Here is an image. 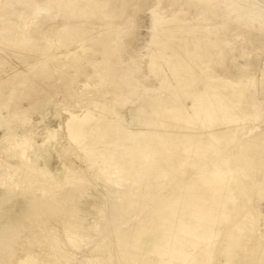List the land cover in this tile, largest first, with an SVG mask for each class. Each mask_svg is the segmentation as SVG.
<instances>
[{"label":"rangeland","instance_id":"374dc122","mask_svg":"<svg viewBox=\"0 0 264 264\" xmlns=\"http://www.w3.org/2000/svg\"><path fill=\"white\" fill-rule=\"evenodd\" d=\"M65 1L70 0H64L62 4ZM91 1L95 2L94 11L98 14L101 12L99 15H102L97 23L100 30L96 31L89 26L90 29L87 28L89 32L84 33L81 40L72 42L69 38L66 39L68 34H73L69 28H64L67 21L68 23L70 21L67 16L76 19V21L74 20L76 24H80L81 21L77 19L78 16L73 12L72 7L64 6L63 12L62 9L58 10V7L40 8L37 5L38 0H0V31L5 29L3 25L10 22L11 25L25 31V33L22 32V35L26 39V44H37L36 46L42 49L49 46L50 52H48L51 55L48 52L44 55H48L59 65L65 67L62 68V71L60 69L57 72L56 68H48V79L51 75L49 81L45 77H43L44 79H38L40 78L38 70H40L42 64L41 61L32 62L33 57L37 56L39 59L44 57L41 56L42 54L29 56L32 60L30 61L28 58L23 60L25 62L22 61V63H19L18 58L15 56V58L11 57L7 61V65L0 72V78L5 77L6 82L4 84L6 87L9 88L10 85L9 89L13 88V96L10 99L11 109H17V112L20 110V115L26 121V123L21 120H19V123L16 122V128L18 124L20 125L17 129L14 127L13 132L17 135H23L25 131L34 129L33 131H38L40 136L45 130H42V128L49 126V130L55 132L51 144L52 148L59 151L57 155L60 159L57 163L61 166L68 163L71 169L67 178L68 183L61 188L62 190H64L63 187L66 189L63 192L55 193L59 197L55 196V200L53 198L54 194L48 193L49 196L45 195L44 191L37 188L32 192L27 190L28 193L26 190H24L25 193H23V190H19L21 194L19 192L12 195V198L10 197L1 203H5V205H2L4 209L0 205L2 208H0V212H3H1L3 215L0 213V222L4 225H0V227L7 229H5L7 237L10 236L8 240L14 243L15 253L20 254H14L15 257L13 255L6 257L7 259L4 257L8 264L11 261L12 264H16V260L22 256V253H32L31 248L32 250H35L36 247L46 248L50 240L58 245L55 250L50 249L47 251L65 254L68 256V261L72 262L71 264H98L99 261L107 260L112 256V251L107 248L109 247L107 244L112 245L113 240L110 241V239L115 234L113 226L108 227L105 236L97 230L98 228L94 225V222L102 221L105 212L108 211L110 198L116 197L118 191L126 186V179L123 177V173L121 174L122 170L119 162L117 159L112 161L115 155L104 151L108 150L112 138L116 141L117 149L133 146L136 143L137 138L133 139L132 137L134 124L129 113L131 108L150 102L151 104L167 105L172 97H178L179 101L188 108L191 105L193 106L192 102L197 100L195 93L206 92L209 94L208 91L213 87L232 88V92H229L233 101L230 103L227 116L230 117L232 113H239L242 117L240 118V125L244 130L240 126L236 140L229 143L222 153L217 155L214 150H210L207 155V159L210 160L207 166L223 155L232 159L241 152L248 141L260 134L264 135V0H242L245 3H242V1L241 3H235L234 0ZM22 12L23 16L20 15ZM14 13L17 17L20 16V19L18 17L20 21H16L17 17ZM8 18H11V20L9 21ZM159 20H161V23L157 24ZM169 20L172 22L169 23ZM90 31L101 32L105 37L102 41L97 42L95 47L87 46L86 49L81 50L82 45L94 41L92 37H89L92 34ZM181 57L186 59L185 64L179 63ZM29 62L32 64H29ZM153 63H156L155 66ZM49 69L53 71H49ZM24 70H26L25 73ZM60 71L62 75L59 73ZM21 73L24 74L22 77ZM18 74L21 78L18 77ZM166 74L168 75L167 78ZM53 76L57 78V83ZM180 76L187 78L185 84L180 83ZM35 78L38 81H35ZM30 80L34 82L32 83ZM163 80L168 82L167 85L162 84ZM11 81L13 83L10 84ZM15 82L18 84L15 85ZM223 83L225 84L223 85ZM33 84H37L36 86L40 89ZM31 93H34L33 95L38 93L39 95L36 94L33 97ZM31 98L38 101L35 102ZM45 98L46 100H44ZM29 101L32 103L31 105ZM15 106L17 107L14 108ZM31 107L35 108L32 109ZM191 107L188 108L190 112H192ZM30 110L31 112H29ZM26 111L30 114H27ZM2 112L7 115L6 109ZM67 112H70L69 114L78 113L76 115L79 118L87 116L90 119L88 127L93 126V120L101 118V121L104 122L101 125L103 133H101V130L93 133L86 130L85 133L79 132L80 139L76 140L74 137L77 133L66 130L64 124L58 125L59 116L64 114L67 117L69 115ZM29 116L30 119L27 122ZM20 122L24 123V127ZM225 122L223 121L224 128L227 127V122ZM35 126L41 129L38 130ZM150 130L154 132V129L150 128ZM150 130L149 132H151ZM4 131V129H0L1 146H3V139L7 136V132ZM39 136L37 142L41 143ZM263 141L262 138L260 143H263ZM94 142L100 144L94 146ZM13 146L12 149L6 150L4 147L0 148V167L9 168L7 170H10L7 173L9 178L12 177V171L19 169L22 165L44 174L41 171L43 161L34 157L35 151H38L37 149L34 150L36 146L25 155H22L23 147L15 144ZM259 147L257 146L258 150H260ZM12 152L13 154H11ZM31 152L33 155H30ZM109 161H112L111 165L106 164ZM234 162L231 161L232 164ZM230 170L231 168H227L226 172L229 175L235 173L237 177V180L233 181V184L231 183L232 185L241 184L246 187H254L250 200L241 193H238V195L247 207L245 212L253 221L250 230L256 231L257 235L256 241H250L248 246L256 251L255 259L259 260V264H264V148L260 154L259 163L256 161L254 166L252 165L244 170L234 169L233 172ZM45 177L48 181L51 180L49 176ZM67 194H70V196ZM7 195H10L9 189L1 181L0 196ZM108 195L110 198H108ZM71 197L73 199H70ZM68 198L69 201H67ZM58 199L62 201L59 203ZM41 203L48 206H43ZM94 203L97 207L90 208L91 210L86 208ZM20 210L21 212H19ZM4 212L8 214L6 218L5 215L7 214H4ZM44 218H46L45 221ZM24 219L30 221V225L27 221L25 223ZM18 227L21 229L19 228V230ZM39 228H42L41 231ZM44 231L45 233H43ZM32 233H35V235ZM24 234L25 236L28 234L27 237ZM101 236L104 237L101 238ZM26 238L30 240L29 242H32V245L34 243V246L30 243L28 245ZM34 238L36 240H33ZM40 238H45V243H39L37 239ZM16 244H18V247H16ZM26 245L30 246V249ZM221 245L218 244L215 254L219 259L222 252ZM2 246H0V249ZM16 256H18L17 259ZM12 258H15V260ZM55 258V256H47L45 259L46 262H54ZM221 261L224 262V259L221 258Z\"/></svg>","mask_w":264,"mask_h":264},{"label":"bare ground","instance_id":"6f19581e","mask_svg":"<svg viewBox=\"0 0 264 264\" xmlns=\"http://www.w3.org/2000/svg\"><path fill=\"white\" fill-rule=\"evenodd\" d=\"M63 1L38 0L37 5L40 8L58 7V10L62 9L63 12H64L63 8L65 7L73 8L71 9L76 14V16H78L77 19L81 21L80 24H76L75 22L76 19H72L71 18L72 16L71 17H69V15L67 16V18L70 21L69 23L67 21L66 23L67 25H65L64 28L65 29L69 28L73 33V34H68L66 36L67 40L68 38L72 42H77L81 40L84 33L86 34L87 32H89V30H87L89 26H91V28L93 27L94 30L96 31L100 30L98 29L99 26L97 23L100 21V17L102 15L101 16L99 15L101 12L98 14L96 11H94L93 9L95 3L94 1L92 2L91 0H70V1H65L62 4ZM241 1L242 0H234L235 3H241ZM242 3L245 2L242 1ZM22 14L23 12L20 15ZM18 17L20 19V16ZM18 17L16 20L17 22L20 21ZM8 20L10 21L11 18H8ZM170 22L172 21L169 20V23ZM160 23L161 20L157 22V24ZM3 28L5 29L0 31V72H2L1 70L7 65V61L11 57L14 56L17 57L19 60L18 62L22 63L23 60H26L28 58L31 61L32 59L30 57L34 54L37 55L42 54L41 56H44L42 58L40 57V59L36 56L35 58L33 57L32 60V62L41 61L42 63L39 68L40 70H38V74L40 77L38 79L41 78L44 79L43 77H45V79L46 78L48 79L47 76V74H49L47 73L48 68H52V69L56 68V72L60 69L62 71V68H65L59 65L57 62H55L54 59L48 57V55L47 56L44 55L50 52L49 46L48 47L46 46L42 49V48H38L36 46L37 44L34 45L26 44L25 41L26 39L22 35V32L25 33V31L24 30L21 31L16 26L11 25L10 22L7 25H3ZM67 31L69 30L67 29ZM91 33H92L91 35L88 34L89 37H92L96 42L93 41L90 43H86L84 46L82 45V47L80 48L81 50L86 49L87 46L95 47L96 43L102 41L105 37L104 34L101 32L100 33L91 32ZM158 39L161 40L160 38ZM70 40L69 42H71ZM49 55L51 54L49 53ZM151 57L153 56L151 55ZM154 57L156 58L155 55ZM186 62L187 61L184 57L180 58L179 63L185 64ZM30 63L31 62H29V64ZM25 65H27V63H25ZM157 66L159 67L158 64ZM67 68L69 67L67 66ZM50 70L51 69H49V71ZM25 71L26 70H24V73ZM61 71L59 73H61L62 75ZM22 73H21V77L22 75H24ZM19 74L18 77H20ZM27 74L28 72L26 73V75ZM50 76L48 79L49 81L51 79ZM167 77L168 75L166 76V78ZM4 78L3 79L0 78V90H1L0 129H4L7 132L6 134L7 136L5 138L3 137L4 138L2 142L3 146L0 145V148L4 147L5 150L9 148L12 149V146L15 144L16 146L18 145L23 147L22 155H25L30 149L36 146L34 150L37 149L38 151L37 152L35 151L34 157H36L37 159L40 158V160L43 161L42 162L43 167L41 168V171L44 174H40L36 172V170L35 171L32 170V168L30 169V167L28 166L22 165L19 169H14V170L12 169L13 170L11 173L12 177L9 178L7 176V173L10 172V170L7 171L9 168H5V166L4 167L1 166L0 167V177L2 178L1 181L4 183L5 187L7 186V188L9 189L10 195L0 196V205L1 206L5 205V203L4 204L1 203L6 201L10 197L12 198V195L19 193L20 192L19 190H23V193H25L24 190L26 191L30 190L32 192V190L35 191L34 189L37 190V188L44 191L46 193L45 195H48V193H51V195L54 194L53 198L55 200V196L58 195V194L55 195V193L59 191L63 192L66 189L63 187L64 190H62L61 188L63 185L68 183L67 178L69 176L71 169L69 168L68 163H64L62 164V166L57 163L59 162L60 159L59 156L57 155L59 151H57L56 148H52V144H51L55 132L49 130V126H46V128L45 127L42 128V130L43 129L45 130L44 132L41 130L43 133L40 136L38 131H33L34 129L25 131L23 135H17L16 133L13 132L16 122L19 123V120L24 122L25 120L20 115L21 114L20 110H19L20 112L19 111L17 112V109L16 110L11 109L10 99H12L13 96V91H12L13 88L9 89L10 85L9 88L6 87V85L4 84L6 82V79ZM55 79L57 83V78ZM179 79L181 84H185L187 82V78L185 76H180ZM33 80L30 81L33 83L34 82ZM35 81L38 80L36 79ZM16 82L14 83L15 85L18 84ZM11 83L13 82L11 81L10 84ZM167 83L168 82H166L165 80L162 81V84L164 86L167 85ZM224 84L225 83H223V85ZM36 85L35 87H38ZM229 91L232 92V88L213 87L208 91L209 94H207L206 92L205 93L199 92L200 94L195 93L197 100L192 102L193 104V106L191 105L192 107L189 106L191 107L190 109L192 112L189 111L188 109L189 107L187 108L183 103L179 101L178 97H172L167 105H162L159 103L151 104L150 102L149 104L142 103L130 109L129 111L130 117L134 124L132 129V137L133 139L137 138V140L135 139L136 143L133 146H128L123 149H117L118 146L116 147V141H114V139L112 138L108 150L104 151L105 153L111 152L115 155V158L112 161H115V159H117V161L119 162L120 168L122 170L121 174L123 173V177L126 179L125 182L126 186L123 184L125 188L118 191L116 197L110 198L108 195V198L111 199V202L107 207L108 211L105 212L102 221L94 222V225H96V227L98 228L97 230L101 231V235H105L107 233V229L110 225L113 226L112 227L113 232L115 233L113 235V238L110 239V241L113 240L112 245L107 244L109 245V247L105 245V247L111 249L112 256L110 255L111 257L108 258L107 260L99 261L98 264H259V260L255 259L256 251L248 246V243L250 241H254V240L256 241L257 239V235L255 233L256 231H253V229L250 230V228H252L253 226V221L251 218L248 217V214L245 212L247 210V207L240 200L238 195V193H241L242 195L246 196V198L248 197L250 200L251 192L253 191L254 187L253 186L246 187L241 184L232 185L233 184L232 182L237 180L236 174L230 173L229 175L226 172V169L231 168L230 171L233 172L234 169L244 170L247 167H251L252 165L254 166L256 161L259 163L260 154L264 148V141L263 143H260V140L262 138L264 139V135L260 134L254 137L253 139H251L250 141H248L241 150V152L239 154H236L232 159L228 158L226 155H223L218 159H216L215 161L211 160L213 163L207 166L208 162L210 161L209 159H207L208 158L207 155L209 154L210 150H214V152L217 155L225 151L229 143L236 140L238 130L241 126L240 118L242 117L241 115H239V113H232L230 117L227 116L230 103H232L233 101ZM15 94L17 93L15 92ZM33 94L31 93V95ZM35 95H33V97H35ZM44 100H46V98ZM37 101L38 100H35V102ZM29 104L31 105L32 103H30L29 101ZM16 107L17 106H15L14 108ZM4 109L7 110V115H4L2 112L4 111ZM29 112H31V110ZM29 112L26 111L27 114ZM67 113L69 114L70 112ZM76 114L71 113L67 117L64 116V114L61 116L57 115L59 116L58 125L64 124L63 126L64 127L66 126L67 128L66 130L72 132L74 131L75 133H77L76 137H74L76 138V140H79L80 137L78 135H80V133H85L86 130L87 132L89 130L90 133H93L95 131L100 132L101 130V133H103V129L101 125L104 122L101 121V118H96L95 120H93L92 121L94 122L93 126L88 127L87 125L88 123H90L89 122L90 119L87 118V116L83 118L82 117L79 118ZM29 119L30 116L28 117L27 122ZM73 121L74 123H72ZM223 121L227 122L226 128L223 127ZM24 123H26V121ZM24 123H21L23 125L22 127H24ZM19 125L20 124H18V127ZM150 128L154 129V132H152ZM36 129L39 130L41 128L38 127ZM149 130L151 132H149ZM242 130L244 129L242 128ZM38 136L42 141L41 143L37 142ZM99 144L100 143L98 142L93 143L94 146H97ZM257 146H260L259 147L260 150L257 149ZM13 152L11 154H13ZM31 154L33 155L32 152L30 153V155ZM112 161L106 162V164L111 165ZM231 161H235L234 164H232ZM188 163H190V165H188ZM45 176H49L51 180L48 181ZM28 192L29 191H27V193ZM70 193L72 194V191ZM19 194H21V192ZM67 195L70 196V194ZM72 197L70 199H73ZM45 198L46 196L44 197V199ZM48 199L49 197L47 198V200ZM61 201L59 200V203ZM67 201H69V198ZM45 203H49V202H45ZM91 206L86 208L91 210L90 208L97 207L95 203L92 204ZM2 207L4 209V206ZM19 212H21V210ZM4 214H7V212H4ZM6 216H8V214L5 215V218ZM45 220L46 218H44V221ZM2 222L6 223L4 221ZM0 225L3 224H1L0 222ZM19 228L20 227H18V229ZM5 229H2L0 227V243L3 245L2 246L0 244V246H2V248L0 249V253L2 252L0 254L1 264H8V262H6L7 259L6 257H11L12 255L14 256V254H16L15 245L10 240H8L10 236L7 237V233L5 232L7 229L6 230ZM39 229L41 231L42 228ZM10 230L12 231V229ZM35 233L32 234L35 235ZM43 233H45V231ZM27 235L25 236L24 234L25 237H27ZM103 237L104 236H101V238ZM15 240L17 241V238ZM33 240L36 239L34 238ZM29 241L30 240H27L28 245L32 243ZM37 241L39 243L41 242L45 243V238L37 239ZM51 241L52 240L49 241L46 248L43 246L44 249H40L36 247L35 250H32V248L31 249L29 248L30 246L26 245L31 250V252L32 251L33 252L32 253L26 252L25 254L22 253V256L20 257L16 256V259L17 257L19 258L18 260H16V264H71L72 262L68 261V256H66L65 254L61 252L47 251L50 249L55 250V248L58 245V244L56 245L54 242ZM18 244H16L17 245L16 247H18ZM218 244H222L221 258L224 259V262L221 261V258L219 259L218 257L215 256ZM32 246H34V243ZM19 251L22 252L21 250ZM47 256L50 257L55 256L56 258L54 262H46L45 258H47ZM4 257L6 259H4ZM13 260H15V258Z\"/></svg>","mask_w":264,"mask_h":264}]
</instances>
